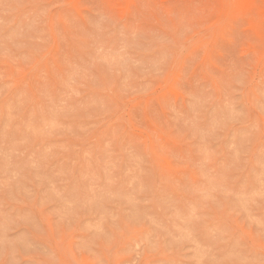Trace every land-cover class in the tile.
Returning <instances> with one entry per match:
<instances>
[{"label": "rangeland", "instance_id": "1", "mask_svg": "<svg viewBox=\"0 0 264 264\" xmlns=\"http://www.w3.org/2000/svg\"><path fill=\"white\" fill-rule=\"evenodd\" d=\"M0 264H264V0H0Z\"/></svg>", "mask_w": 264, "mask_h": 264}]
</instances>
